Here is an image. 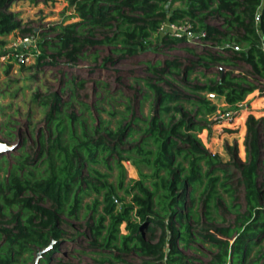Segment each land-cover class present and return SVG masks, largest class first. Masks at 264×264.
<instances>
[{
	"label": "trees",
	"instance_id": "16d2710c",
	"mask_svg": "<svg viewBox=\"0 0 264 264\" xmlns=\"http://www.w3.org/2000/svg\"><path fill=\"white\" fill-rule=\"evenodd\" d=\"M14 1L0 0V57L10 54L5 38L20 27L8 8ZM63 1L78 21L56 24L41 34L39 53L34 54L37 70L57 66L59 58L71 67L80 59L96 61L95 52L102 47L112 54L103 58V64L162 47L172 49L193 37L200 38L205 50L185 48L195 58L188 64L177 57L146 62L156 77L142 79L148 91L141 99L151 100L146 117L139 118L128 104L123 111L107 112L111 120L90 123L83 114L89 112L85 103L76 102L80 114L73 112V89L83 82L75 83V77L66 80L64 88L74 86L71 98L53 96L47 134L35 146H26L23 139L10 159L0 156V264H50L62 239L63 216L78 219L83 196L89 193L94 194L87 206L93 212L90 246L101 254L100 245L112 248L118 253L110 254L115 260L133 252L155 260L146 264H187L177 243L190 246L199 240L217 250L211 264H264L263 118L249 115L245 120L244 162L237 159L236 146L227 148L239 176L235 187L229 183V164L205 150L195 135V130L211 131L207 118L217 107L208 94L231 108L254 92L264 98V0ZM213 17L221 20L219 26L209 23ZM163 25L188 26V32L176 37L162 32ZM50 32L55 34L52 39L45 36ZM242 65L250 68L247 73L232 70ZM199 68L215 74L204 84L193 85L190 76ZM244 118L245 113L240 123ZM124 162L135 167L137 180L125 183ZM101 166L118 170L116 185ZM198 187L208 219L210 202L220 199V191L229 198L226 208L235 214L234 226L218 229L219 236L212 230L199 232L188 222L194 211L187 201L193 202ZM237 189L244 194L243 212ZM118 190L130 197L128 203ZM121 224L124 235L119 234Z\"/></svg>",
	"mask_w": 264,
	"mask_h": 264
},
{
	"label": "rangeland",
	"instance_id": "374dc122",
	"mask_svg": "<svg viewBox=\"0 0 264 264\" xmlns=\"http://www.w3.org/2000/svg\"><path fill=\"white\" fill-rule=\"evenodd\" d=\"M8 8L17 15L16 19L20 27L6 36V49L10 54L0 57V142L17 146L14 150L16 153L19 152V144L23 139L27 142L26 146H35L41 135L47 134L46 116L49 112V102L52 101L54 95H58L65 101L71 98V85L67 84L64 88L66 80L75 77V83L79 80L83 82L81 88L71 86V88L74 87L72 97L75 107L73 112L77 115L80 114V106L76 102L85 103L89 107V112L84 111L83 114L90 123L92 119H95L97 123L99 120H111L107 112L123 111L128 104L139 118L146 117L149 115L151 100L149 98L141 99L142 94L148 91L142 79H156L154 75L148 72L146 62L155 64L156 62H163L167 58L177 57L184 64H188V60H194L195 58L185 48L191 47L197 51L205 50L204 43L198 45L183 43L172 49L162 47L155 52L148 51L137 57L122 59L113 64H103V58L112 54L108 48L102 47L95 52L97 55L96 61H91V58L80 59L75 67H71L65 65L64 59L59 58L57 66H44L37 70L33 65L36 62L35 56L29 57V61L33 62L30 63L31 65H19L13 61L11 53L15 52L20 56H23L24 52L28 54L39 53L38 41L41 34H44L46 30L56 24H69L78 21V19L72 17V14H74L73 9L68 8L67 3L63 0H16ZM209 23L219 26L221 20L213 17L209 19ZM21 30H32L34 34H23ZM54 35L53 32L45 34L49 39H52ZM24 36L29 37L27 43L24 41L23 43L19 42ZM89 52H94V49ZM48 54H52V52L48 51ZM223 69L229 68L223 67ZM249 69L248 66L243 65L232 68L238 73H247ZM214 74L215 71H206L199 68L190 76V82L193 85H202L206 82V79L211 78ZM181 78L182 76H178L175 79L180 81ZM160 85L162 84L160 83ZM211 102L217 107L216 113L207 118L211 131L208 129L195 130V135L200 139L205 150L213 155H218L223 164H229L227 166L228 174L231 176L229 183L232 187H235L239 176L232 166L234 160L228 154L227 148L236 146L237 159L240 162L245 161V120L249 115L264 120V98L259 96V92H254L236 108L225 106L223 99L219 97ZM244 113L245 118L240 123V118ZM128 117L130 118L131 115ZM2 156L10 159V154ZM123 166L126 184L129 180L139 178L137 170L130 162H124ZM100 169L103 173L107 172L110 175L108 181L116 185L118 170L114 168L108 171L104 166H101ZM201 191V187H198L193 195V202L187 201L194 211L188 222L192 228L199 232L212 230L216 231L219 236L218 229L234 226L235 214L228 207L226 208L229 198L220 191V199L216 202H210L211 215L208 219L204 202L205 197L201 196ZM236 193L237 202L240 204L239 211L243 212L245 205L243 191L237 189ZM118 196H124L125 203L130 201V197L126 196L121 190H118ZM93 200L94 194L92 193L83 196L78 219L63 216L65 223L59 227L63 232L62 239L57 245L59 246L57 251L52 255L53 258H51L50 264L154 263V259L133 252L120 255V258L115 260L110 254L118 256V253L113 251L112 248L100 245V238L97 242L100 245L98 249H102V254L90 246L93 235L88 228V224L93 223L90 218L93 212L87 209V206H91ZM101 208V206L98 208L100 213H102ZM96 216L94 217L96 218ZM109 221V218H107L104 225L107 226ZM125 233V224H121L119 234L124 235ZM103 235L108 239L105 232H103ZM54 245L55 241L51 243V247ZM177 247L187 257V264H211L217 253V250L210 243L199 240L192 241L190 246L178 242ZM40 256L34 257L36 262H39L38 258ZM24 257H27V255H24ZM104 259L107 261H104ZM28 264H31V261Z\"/></svg>",
	"mask_w": 264,
	"mask_h": 264
},
{
	"label": "built area",
	"instance_id": "2783aa9c",
	"mask_svg": "<svg viewBox=\"0 0 264 264\" xmlns=\"http://www.w3.org/2000/svg\"><path fill=\"white\" fill-rule=\"evenodd\" d=\"M160 30L162 32H168L171 35H174L176 37H181V36H183L184 34H186L188 32V26L177 27L175 25H163ZM203 37H205V34H202V38ZM28 39H29L28 36H24V37L21 38V40L19 42L23 43V41H24L25 43H27ZM22 43H20V44H22ZM187 43H191L193 45H198L199 43H202V41H200V38H198V37H193ZM16 48H18V46H16ZM14 50H12V51H14ZM24 53L25 54L23 56H20L18 53L12 52L11 53V57L14 58L16 63L19 64V65H31L33 62L29 61V57L30 56L34 57L35 55L34 54H28L26 52H24ZM207 96H208V99L210 101H212L215 98H218L215 94H208Z\"/></svg>",
	"mask_w": 264,
	"mask_h": 264
},
{
	"label": "water",
	"instance_id": "95a60500",
	"mask_svg": "<svg viewBox=\"0 0 264 264\" xmlns=\"http://www.w3.org/2000/svg\"><path fill=\"white\" fill-rule=\"evenodd\" d=\"M16 148H17V146H11V145L4 144V143L0 142V156L4 155V154H10Z\"/></svg>",
	"mask_w": 264,
	"mask_h": 264
}]
</instances>
